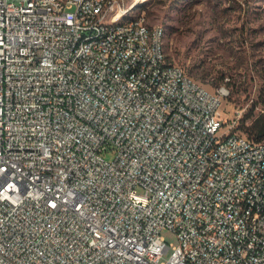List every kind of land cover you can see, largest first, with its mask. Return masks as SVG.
I'll list each match as a JSON object with an SVG mask.
<instances>
[{"label":"built area","instance_id":"2783aa9c","mask_svg":"<svg viewBox=\"0 0 264 264\" xmlns=\"http://www.w3.org/2000/svg\"><path fill=\"white\" fill-rule=\"evenodd\" d=\"M111 6L0 0V264H264V138Z\"/></svg>","mask_w":264,"mask_h":264},{"label":"rangeland","instance_id":"374dc122","mask_svg":"<svg viewBox=\"0 0 264 264\" xmlns=\"http://www.w3.org/2000/svg\"><path fill=\"white\" fill-rule=\"evenodd\" d=\"M128 4L132 14L162 27L166 55L195 80L210 89L228 78L219 109L225 117L241 111L237 129L256 136L264 124V0L121 1ZM114 154L112 146L101 152L106 160ZM161 236L177 242L170 230Z\"/></svg>","mask_w":264,"mask_h":264},{"label":"bare ground","instance_id":"6f19581e","mask_svg":"<svg viewBox=\"0 0 264 264\" xmlns=\"http://www.w3.org/2000/svg\"><path fill=\"white\" fill-rule=\"evenodd\" d=\"M65 0H55V3H64ZM122 0H99L101 7L111 6V15H103L98 20V28H106L111 22L112 29H121L122 20L120 18H113L111 21V16H120L122 11ZM136 5V4H135ZM132 5H129V12H123V19L125 20H138V27H130V34H139V29L144 32L143 44H152L155 42L156 46L163 45L164 31L161 26L155 24H148L144 18L143 14H132ZM155 29V31L153 30ZM120 40H127V32H120ZM98 34H87L86 43H98ZM145 74H154V65H146ZM142 82V75L133 76V84H140ZM249 222H257V215H249Z\"/></svg>","mask_w":264,"mask_h":264},{"label":"trees","instance_id":"16d2710c","mask_svg":"<svg viewBox=\"0 0 264 264\" xmlns=\"http://www.w3.org/2000/svg\"><path fill=\"white\" fill-rule=\"evenodd\" d=\"M222 78V77H221ZM256 139H262L264 138V124H260L258 126V130L256 132V136H255Z\"/></svg>","mask_w":264,"mask_h":264}]
</instances>
